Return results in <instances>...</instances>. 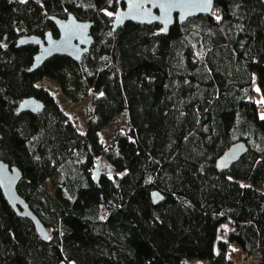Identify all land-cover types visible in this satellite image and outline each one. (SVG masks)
<instances>
[{"label": "trees", "instance_id": "trees-1", "mask_svg": "<svg viewBox=\"0 0 264 264\" xmlns=\"http://www.w3.org/2000/svg\"><path fill=\"white\" fill-rule=\"evenodd\" d=\"M123 7L0 0V160L20 171L17 194L48 232L43 241L0 190V264H264V6L215 0L219 17L175 22L167 34L133 23L112 32ZM69 14L93 23L89 52L29 72L38 47L16 41L57 37L49 18ZM45 78L72 103L88 99L84 133L36 86ZM29 97L41 112H18ZM121 113L127 129L103 142ZM237 142L247 152L219 171ZM99 159L107 172L94 175Z\"/></svg>", "mask_w": 264, "mask_h": 264}, {"label": "water", "instance_id": "water-1", "mask_svg": "<svg viewBox=\"0 0 264 264\" xmlns=\"http://www.w3.org/2000/svg\"><path fill=\"white\" fill-rule=\"evenodd\" d=\"M123 3L113 15L112 32L122 28L126 23L151 26L158 25L162 34L175 22L182 24L188 19L199 16H209L215 0H116ZM264 6V0H260ZM49 20L57 30V37L47 32L43 38L34 35H25L16 41L17 47L36 45L38 52L33 57L29 72H34L47 60L54 56H65L74 62H79L82 56L89 52L93 43L90 30L92 22L78 20L69 14L65 19L52 16ZM43 105L33 97L23 99L18 105L19 113L37 114ZM247 152L244 142L232 144L217 160L216 168L219 171L228 170ZM97 169L94 170V175ZM21 180V173L16 167H9L0 160V190L9 207L19 216L29 219L36 232L43 241L48 239V232L29 210L24 200L17 194L16 188ZM151 200L157 205L163 200L157 192L151 194Z\"/></svg>", "mask_w": 264, "mask_h": 264}, {"label": "rangeland", "instance_id": "rangeland-1", "mask_svg": "<svg viewBox=\"0 0 264 264\" xmlns=\"http://www.w3.org/2000/svg\"><path fill=\"white\" fill-rule=\"evenodd\" d=\"M36 86L42 87L47 90L49 94L53 97L56 104L60 110L68 117L70 123L76 128L79 133H84L87 129V122L92 113V107L87 100L79 103H72L68 98L64 97L59 89V86L49 79H42L36 83ZM253 98L255 101H260V93L258 91V86H254ZM117 129L124 130L127 129V119L126 114L121 113L114 121L108 124L101 132V139L103 142L108 143L113 132ZM98 174L107 172L106 162L104 159H99L96 165ZM97 174V173H96ZM44 187L48 190H52L51 186L48 183H44ZM264 190V189H263ZM110 207L108 202H105V208L103 209V214L105 215L107 210L106 208ZM226 228L222 227L218 239L224 238V232ZM186 264H198L195 261H187ZM239 264H249V261L242 260Z\"/></svg>", "mask_w": 264, "mask_h": 264}, {"label": "built area", "instance_id": "built-area-1", "mask_svg": "<svg viewBox=\"0 0 264 264\" xmlns=\"http://www.w3.org/2000/svg\"><path fill=\"white\" fill-rule=\"evenodd\" d=\"M210 14H212L213 17H219V16L221 15V11H220V9H219L218 7H216V8H213V9H212V11H211ZM239 263H240V262H238V263H236V264H239ZM205 264H207V263L205 262Z\"/></svg>", "mask_w": 264, "mask_h": 264}]
</instances>
